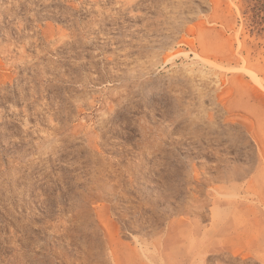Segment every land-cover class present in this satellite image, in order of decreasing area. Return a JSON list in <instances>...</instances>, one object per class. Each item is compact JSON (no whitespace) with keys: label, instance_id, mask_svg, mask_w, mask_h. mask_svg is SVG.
I'll return each mask as SVG.
<instances>
[{"label":"rangeland","instance_id":"obj_1","mask_svg":"<svg viewBox=\"0 0 264 264\" xmlns=\"http://www.w3.org/2000/svg\"><path fill=\"white\" fill-rule=\"evenodd\" d=\"M0 264H264V0H0Z\"/></svg>","mask_w":264,"mask_h":264},{"label":"bare ground","instance_id":"obj_2","mask_svg":"<svg viewBox=\"0 0 264 264\" xmlns=\"http://www.w3.org/2000/svg\"><path fill=\"white\" fill-rule=\"evenodd\" d=\"M251 191V190H250ZM235 239V238H234Z\"/></svg>","mask_w":264,"mask_h":264}]
</instances>
